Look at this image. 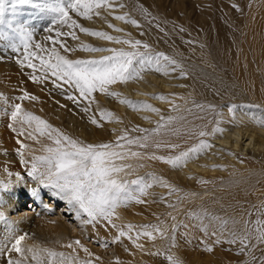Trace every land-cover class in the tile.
<instances>
[{
    "label": "bare ground",
    "instance_id": "obj_1",
    "mask_svg": "<svg viewBox=\"0 0 264 264\" xmlns=\"http://www.w3.org/2000/svg\"><path fill=\"white\" fill-rule=\"evenodd\" d=\"M140 1L117 0V8L109 6L116 12L99 13V19L95 18L94 23L88 28L106 31L112 36L121 37V40H140L142 44L146 43L150 46L149 49L141 46L140 51L165 53L177 60L187 75L181 77L180 69L172 72L170 68H164L157 72L155 65H152V70L142 72L138 79L127 82L117 81L110 85L109 91L120 93L119 97L109 96L100 91L94 92L91 97V113L65 105L66 103L62 104L59 100L57 104H46L45 101L39 100L41 103H37L34 108L37 111L36 115L84 143L115 144L117 137L123 135L125 131L133 138L144 135L133 129L137 126L144 129L155 128L161 116L174 118L165 124L166 127L183 124L186 116L200 115L203 105L214 104L220 100H229L231 104L236 105V108L232 112L229 110L226 112L228 114L226 125L221 124L218 127L222 129L221 132L204 138L212 147L188 159L181 166L173 167L164 161L151 159L153 153L147 148L138 151L141 153L138 157L128 155L123 161H117L118 164L131 165L120 173L121 179L131 181L142 178L150 187L146 188L145 198L142 199L143 207L135 206V203L131 207L120 205L111 217V224L107 221L83 223L82 219L75 215L74 209L65 201L55 197L51 189L44 188L38 181L28 176L31 162L26 159L30 158L31 154H23L27 163L22 162L16 146L10 143L12 140L8 141L0 137V182L9 185V191L3 196L5 202L0 206V211L6 217V222L0 221V262L5 263L6 260L3 259L18 254L11 250L9 233V224H11L16 235L27 234L21 243L24 247L32 246V243L27 241L31 233L41 237L51 235L53 241L51 240L50 243L65 252L63 257L69 264H84L85 261H91V264L112 262L127 264L125 261H129V257L120 253L117 246H109L107 237H113L115 243L118 241L116 240L118 235H115L118 234V228L123 229L128 233L125 238L130 240V243L126 244L129 247L135 246L140 226L146 225L142 222L143 218L149 219L151 205L156 199H161V204L168 203L171 211L175 208L179 209V212L173 211L171 219L194 209L198 214H202L203 225L209 221L218 227L221 221H228L227 224H222L223 228L233 229L231 234L243 235L251 232L249 246L246 247L250 252V258L246 259L248 262L252 257H256V253L257 256L264 254V243L256 239V230L264 228V123H262L264 122V0H215L214 5L211 4L214 0H202L201 3L198 1L199 4L196 0L195 5L202 6L203 9L201 14L199 12L201 17L199 19L205 22L202 26L198 25L199 28L185 25L186 31H181L177 26L167 22H160L161 28H158V23L153 17V12L158 8L157 4L152 0ZM141 5L146 7L144 8L146 11ZM181 6L182 4L176 2L178 10ZM117 15H126L129 21L132 19L138 21L139 26L129 22L136 28V34L125 25V20L116 19ZM227 15L231 20V25H227L228 28L223 20ZM116 28L123 31L118 32ZM80 34L81 44L85 43L84 39L88 40L92 37L94 40H88L87 44L132 50L127 44L107 41L87 33L80 32ZM210 43L221 45L223 51L219 49L220 52L213 53L210 50L211 53L208 50ZM60 49L61 54L67 55L69 59L99 58L109 54L84 49L82 53L76 51L65 53L63 48ZM201 50L203 54L196 55L197 51ZM193 53L196 56H193ZM205 59L209 61L206 62ZM221 62H227L228 72L219 68ZM1 66L2 63L0 70ZM159 94H163L166 99H159ZM124 99L147 102L160 111L154 112L139 105L132 108L121 102ZM238 100L245 103H239ZM100 109L111 111L114 118L101 119ZM92 114L97 116L101 126L98 127L90 122ZM214 128L216 127H211L209 133ZM0 136H3L1 132ZM199 139L201 138L184 141L178 150L170 148L167 154L161 155H176L190 147L186 146L185 142L194 145ZM133 145H128L124 150L137 152L131 148ZM213 165L223 167H213ZM160 171L164 177L163 182L168 187L162 186L161 183L154 187L153 177ZM16 174H19V177ZM229 183L240 185V191L235 194L237 198L235 203L242 204L224 203L226 196L222 191ZM32 188L40 191L38 197L30 194ZM173 188L176 190L172 191ZM185 189L188 190L186 193ZM50 200L53 203L62 201L63 206L67 207L70 214H74L76 220L80 222V228L71 220H66L61 210L56 209ZM250 200H253L254 207L250 205L251 203L249 204L251 207L243 203L245 201L248 203ZM84 219H87L86 215ZM257 221L261 223L257 224ZM112 224L118 227H112ZM128 224L134 226L130 231L127 228ZM218 230L221 234V229ZM77 241L79 244L76 243ZM104 242L107 246H104ZM235 246L240 249V242H236ZM84 248H87L88 252H85ZM184 250L185 248L180 245L177 249L173 248L180 259L189 261ZM242 255L246 256L245 253Z\"/></svg>",
    "mask_w": 264,
    "mask_h": 264
},
{
    "label": "snow or ice",
    "instance_id": "obj_2",
    "mask_svg": "<svg viewBox=\"0 0 264 264\" xmlns=\"http://www.w3.org/2000/svg\"><path fill=\"white\" fill-rule=\"evenodd\" d=\"M5 3L6 0H0V24L4 23ZM31 3H33V0H14L13 7H15V4L23 5ZM102 5L110 6L109 0H66V2L65 0H54L53 3L44 5L36 4L35 6L49 9L55 13L54 22L58 20L61 24H69L70 21L69 27L72 29L78 28L82 33L97 36L107 41L130 45L132 50H126L122 47H96L84 43L81 45V48L86 51L107 52L109 54L100 56L99 58L69 59L67 55L61 54L56 45L59 44L60 48H63L65 52L74 51V49L69 48L63 41L57 38L67 35L75 40L77 36L74 31L67 33L57 31L55 38L48 36L47 39L52 41L53 46L51 48H45L40 43L33 45V32L21 26L17 30L20 36L19 45L13 43L10 47L15 52L19 51L20 46H22L23 59L19 60L18 63L32 70L29 78L33 82L42 83L45 80L51 79L54 87H58L62 91L64 86L67 85L73 91L68 92L66 98L73 101L83 112L91 113V97L94 92L100 91L107 93L109 96L119 97L120 93L109 91L110 85L115 84L117 81L127 82L132 79H138L142 72L152 70V65H155V71L157 72H160L164 68H170L172 72L180 69L181 77L187 75L183 71L182 65L165 53H151L150 51L139 50L141 46L144 49H149L150 46L148 44H142L140 40H121V37L112 36L106 31H98L84 27L79 25L77 20L72 19L70 15V12H74L81 17L91 19L93 10ZM234 7L238 6L234 5ZM115 18L139 26L138 21L134 19L129 21L126 15H117ZM9 26L11 27V25ZM110 26L115 27L113 25ZM115 30L118 32L123 31L120 28H116ZM181 31H183L182 28ZM4 36L5 33L0 31V37ZM34 61H39V63L37 64ZM37 71H39V74H37ZM158 98L166 99L163 94H159ZM0 99L6 100L7 98L3 94H0ZM18 99H31L35 101L38 98L25 91ZM121 102L128 104L132 108H136L139 105L154 112L160 111V109L155 108L147 102L133 101L131 99H124ZM207 107L209 110L214 111L216 106L209 104ZM235 108L236 105L232 104L228 110L232 112ZM13 109L11 113L13 120L22 118L23 122L27 123L29 127H32L34 123L35 131L40 136H47L53 142L52 145L43 146V152L45 154L32 158L28 176L38 181L44 188L51 189L55 197L65 201L67 205L74 209L75 215L81 218L83 223L107 221L108 224H111V217L120 205H127L133 200L137 203L143 202L139 196L146 194V188L150 187V185L145 184L142 178L131 181L121 179L120 173L125 168H130L131 165L118 164L117 161H123L128 155L134 157L140 156V152L126 151L124 149L128 145L133 144L143 148L148 147V142L151 137L157 134L167 122L174 119L171 116H161V120L156 122V127L153 129H144L138 126L133 129V131L143 133L144 135L142 136L133 138L125 131L123 135L117 137L115 144L111 142L97 144L84 143L83 141L74 139L63 133L60 129L53 127L40 116L34 115L32 112H23L20 103H16ZM99 111L101 119L114 118L113 113L109 110L100 109ZM145 118L147 119L148 117ZM90 122L98 127L101 126L95 114L90 115ZM221 131L222 129L218 127L214 128L211 133L200 130L196 135L201 139H199L198 143L186 150L180 151L176 155L156 156L153 154L150 158L164 161L173 167L181 166L188 159L211 148L212 145L204 138ZM154 146L156 148L165 146L171 149L179 147L177 144L162 145L161 142H154ZM21 147L25 146L21 143ZM20 155L21 161L27 163L24 161L23 154L21 153ZM213 167L223 166L213 165ZM16 175L19 177V174ZM153 178L156 179L155 177ZM159 182L162 186L168 187L162 178H159ZM133 186L138 187L134 188ZM0 189L3 190L0 191V206H2L5 202L3 199L4 193L9 191V185L5 182H0ZM175 190L174 188L172 189V191ZM30 194L33 197H38L40 191L37 188H32ZM85 215L87 219H84ZM0 221L6 222V217L2 211H0ZM223 223H226V221ZM260 223L261 221H257V224ZM112 227L118 226L112 224ZM133 227L132 224L127 225L129 231ZM140 227L144 231H138L137 237L143 235L154 238L153 231L160 233L162 236L164 235L157 225H142ZM9 233L11 250L21 255L25 251L32 253V260L36 264H56V258H63L64 256L63 253L51 249H37L35 247L25 249L21 247V243L25 240L27 234L16 235L11 224H9ZM126 235H128L127 232L118 228L116 240ZM230 235L232 238L228 242L236 243L239 240L241 244L239 252L243 254L245 248L249 246L248 241L251 239V232H246L243 235H237L235 233ZM256 239L264 243V228H258L256 230ZM76 243L79 244V241ZM104 246H107L106 242H104ZM207 250L211 251L212 249L208 247ZM84 251L88 252V249L84 248ZM42 256H46L47 259L42 258ZM167 259L171 261V264H181L180 260L173 256H168ZM9 264H22V262L19 260H9ZM84 264H91V261H85Z\"/></svg>",
    "mask_w": 264,
    "mask_h": 264
},
{
    "label": "rangeland",
    "instance_id": "obj_3",
    "mask_svg": "<svg viewBox=\"0 0 264 264\" xmlns=\"http://www.w3.org/2000/svg\"><path fill=\"white\" fill-rule=\"evenodd\" d=\"M137 1L139 2L140 0ZM152 1L154 4H157L158 6V8L153 12V17L154 20L158 23L157 24L158 28H161V25L159 24L160 22H167L177 26L180 29L182 28L183 31H186L184 27L185 25H192L195 28H199L200 26L198 25L202 26V24L205 22L203 19H202L203 22L200 21L201 19L200 14L203 9L202 6L195 5L196 0H180V1L152 0ZM198 1L200 3L202 2V0H197L196 2L198 4H199ZM53 2L54 0H33V3L31 4H23V5L15 4V7H13L14 0H6L4 23L0 24V31H3L5 33L4 37H0V61L3 65L1 66L2 69L0 70L1 71L0 94H3V96L7 98L6 100L0 99V132L3 134V136L0 137L5 138L8 141L12 140V142L10 141V143L12 146L13 145L16 146V150L19 152V154L21 153L31 154L30 158L28 159L25 158L26 161L28 160L29 162L32 161V158L34 156L45 154L43 152V146L52 145L53 142L49 140L47 136H40L39 133L35 131L34 123L32 127H29L27 123L23 122L22 118L13 120L11 117V113L14 110L13 106L16 103H20L23 112H32L34 115H36L37 112L34 108L41 103L39 102V100L43 102L45 101L46 104H57L59 100V102L62 101L61 102L62 104L66 103L65 105L73 106V108H77V109L80 108L77 107V105L74 104L73 101L66 98L67 93L73 91L67 85L64 86V89L62 91L60 88L54 87L51 79L45 80L42 83L33 82L29 78V74L32 72V70L18 63L19 60L23 59L22 46H20L19 51H15V52L10 47V45L13 43L19 45L20 36L17 30L21 26L33 32V40H32L33 45H35L36 43H40L45 48H51L53 46L52 41L47 39L48 36H52L55 38L57 31H60L62 33H67L69 31H72L71 30L72 28L69 27L70 21L69 24H61L59 23L58 20L54 22L55 13H53L49 9L38 8L35 6L36 4L44 5ZM176 2H179L180 5L182 4L183 10H182V6L180 7L181 9L179 10L177 9ZM140 3H142V1H140ZM213 3L215 4L216 1L215 0L211 1L212 5H214ZM208 4H210V2ZM109 5L115 6L117 8L118 7L117 0H109ZM141 6L143 9L146 8L143 5ZM99 8L93 10V15L91 14L92 16L90 20L88 18L81 17L74 12H70V15L72 19L77 20V23L79 25L88 27L92 25V23H94L95 18L99 19V15L101 13L108 14V11L113 13L116 12L112 10L108 5H102ZM223 20L224 23H226L225 25L226 27L227 25L228 26L231 25L230 23L231 20L230 17H228V15L226 18L224 17ZM9 25H11V27ZM125 25L131 31H133V33L135 32L134 34H136L137 32L135 31L136 28L132 27L129 22L125 21ZM78 30L79 29H75L76 32L75 34L77 36V39H75V41L67 35L61 36L57 39L59 40L62 39L61 41L65 42V44L68 47L70 46L71 49H74V51L82 53L83 52V49L81 48L82 44L79 43V38L82 35L80 34V32H77ZM172 36L175 37V35ZM67 38L69 40H67ZM88 40L93 41L94 39L92 37H89ZM88 40L84 39V42L87 43ZM214 44L215 43L209 44L208 46L209 51L211 50L213 51V53L220 52V50L221 52L223 51L222 49L223 47H221V45L218 44L214 45ZM56 47L58 48L59 51H61L59 44H57ZM33 50L35 49L33 48ZM200 54H203L202 50L197 51L196 55H200ZM196 55L193 53V56ZM207 60L208 59H205L206 62L209 61ZM5 61L6 63H9L11 67L7 65ZM34 62L37 64L39 63V61H34ZM220 64L221 65L219 66V68H222L225 70V72H228L229 67L227 62H223V63L221 62ZM8 66L12 71L8 68ZM5 71L8 74L5 73ZM9 71H11V73ZM37 74H39V71H37ZM25 91L30 95L36 96L38 99L35 101L31 99H18L23 95ZM238 102L245 103V101H241V100L240 101L238 100ZM208 105L209 104H206L201 107L200 115L198 114L189 117L186 116L187 118L185 117L186 119L183 124L179 123V124L166 126L164 128L162 127L157 134L152 136V139H150L148 142L149 146L146 148L156 156L161 154L165 155L168 153L170 148L165 146L156 148L154 146V142H161L162 145L177 144L179 145L178 148H180L182 142L199 138V136L196 135L198 131L205 130L207 132H210L211 127L217 128L221 124L226 125L227 122L226 119L228 117V114H226V112L228 111L229 107L232 105L231 101L220 100L218 102H214V104H212L216 106L214 111L209 110L207 107ZM53 127L57 128L56 126ZM60 130L62 131V129ZM21 143L25 147H21ZM184 144L190 147L193 145V144L188 145V143L186 142ZM131 148L135 149L137 152L144 150L143 147H140L138 145H133ZM178 148H176L175 150H178ZM155 178L156 179H154V187H156V184L160 183L159 178H162L164 181V177L161 171L156 173ZM239 186L240 185L237 183H229L225 185L222 191L223 195L226 196L224 203H227V205L242 204V203H235L237 199L235 197V194H237L238 191H240ZM153 189L156 190V188ZM187 191L188 190L186 189L184 190L185 193ZM139 198L140 200H142L145 198V196L140 195ZM153 201L155 202L154 204L151 205V213L149 215V219L147 220L143 218L142 222L146 225H157L160 228V230L164 233L163 236L160 235V233L153 231L154 238H149L147 236L141 235L138 237L137 244H135V246L131 245L130 247L126 244V243H130V240L126 239L125 236L120 237V239L117 242H115L116 244L113 241V237L110 236L107 237V239L109 240V244H108L109 246L111 245L117 246L120 249L119 250L120 253L127 255L129 257L128 259L129 261H125L127 264H171V261L167 259L168 256H173L174 258H178L181 264H264V254H262L261 256H257L258 253H256V257H252V260H249V262L247 261L248 258H250L249 248H245L244 251V253L246 254V256L245 255L244 256L246 258L242 254H238L239 249H237V246H235L236 243L228 242L232 238L230 234L233 231V229L231 228L229 230L228 228H223V226L227 224L228 221H226V223H223L225 221H221L220 224L217 225L218 227H215L213 223L207 221L206 223L207 225L205 224L206 225L205 226L203 225V219L201 218L202 214L201 213L198 214V212L194 209H190L189 212H186L182 216H176V217L174 216L171 219V214L173 213V211L179 212V209L175 208L171 211L168 206V203L164 202V204H161L160 202L161 199H156ZM252 202L253 200L248 201V203L246 201L243 203H245V205H249L251 203L250 205L254 207ZM50 203L54 207H56V209L61 210L64 218L65 219L67 218L66 220L68 221L71 220L72 223L79 225L78 228H80L81 226L80 222L76 220L74 214H70V211L66 209L67 207L63 206L64 204L62 203V201L53 203L52 200H50ZM134 203L135 206L138 207H143L142 204H144L143 202L137 204L136 201L133 200L132 204L128 203L126 207H131ZM218 229H221L222 231L221 234ZM138 231H144V229L140 228ZM213 233H215V235H213ZM115 235L118 234L116 233ZM51 240L53 241V237L51 235L41 237L35 233L34 234L31 233L30 237L27 238V241H30L32 243L31 247H35L37 249H51L56 252L64 254L65 252L61 251L62 249L59 250L55 248V246H53L52 243H50ZM237 242H239V240H237ZM179 245L185 248L184 250L185 255L189 261H183L178 257L177 253H174L173 248L175 247L177 249ZM21 247L25 249L29 248V247H24V245H21ZM208 247H211L212 250L208 251L207 250ZM137 251L140 253H137ZM42 258L47 259L46 256H42ZM3 260L4 261L6 260L5 263L1 261L0 264H9V260H19L22 262V264H36V262L32 260V253L27 251H25L23 255L18 253L17 255H10L9 257ZM56 264H69V263H67V260L64 257L63 258L58 257L56 258ZM108 264H118V263L112 262Z\"/></svg>",
    "mask_w": 264,
    "mask_h": 264
}]
</instances>
